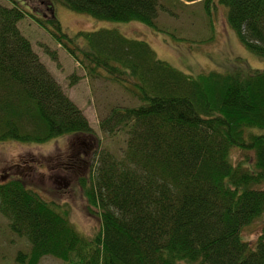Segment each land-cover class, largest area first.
<instances>
[{
    "label": "trees",
    "instance_id": "1",
    "mask_svg": "<svg viewBox=\"0 0 264 264\" xmlns=\"http://www.w3.org/2000/svg\"><path fill=\"white\" fill-rule=\"evenodd\" d=\"M7 1L10 7L0 2V143L96 136L19 29L27 17L87 77L120 85L139 103L114 106L99 123L124 147L120 155L99 149L89 178L80 181L87 212L100 222L92 239L77 230L68 209L21 178L0 181V213L30 245L17 261L264 264V231L254 244L242 235L264 216V69L188 75L160 60L146 41L116 30L71 37L54 9L156 27L157 0H45L49 18ZM219 2L229 8L241 42L264 59V0ZM46 49L56 60L57 53ZM237 151L243 159L234 160Z\"/></svg>",
    "mask_w": 264,
    "mask_h": 264
},
{
    "label": "rangeland",
    "instance_id": "2",
    "mask_svg": "<svg viewBox=\"0 0 264 264\" xmlns=\"http://www.w3.org/2000/svg\"><path fill=\"white\" fill-rule=\"evenodd\" d=\"M15 1L26 11L33 9L40 17L52 16L45 0ZM0 2L7 7L12 5L7 0ZM157 2L156 27L139 22L97 20L61 5L54 9L64 32L71 37L79 32L116 30L129 39L146 41L160 60L188 75L264 69V59L258 58L241 42L229 24V8L219 0ZM18 27L67 95L84 111L96 136H62L43 144L0 143V181L21 178L44 199L68 209L70 220L77 230L87 239H92L100 229V222L87 212L80 181L89 178L99 149L120 155L124 147L120 137L105 136L99 123L114 106H137L139 103L120 85L106 79L87 77L54 38L29 17L20 21ZM46 47L57 53L56 60L47 54ZM73 76L77 79L74 80ZM233 158L241 160L244 156L237 151L233 152ZM74 164L76 168L72 169L70 166ZM263 231L264 216L244 228L242 235L254 244ZM29 248L28 240L15 234L10 221L0 213V264H21L17 256L19 252H28ZM40 264L64 263L45 257Z\"/></svg>",
    "mask_w": 264,
    "mask_h": 264
}]
</instances>
